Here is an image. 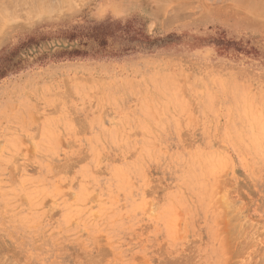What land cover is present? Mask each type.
Masks as SVG:
<instances>
[{"label": "rangeland", "instance_id": "374dc122", "mask_svg": "<svg viewBox=\"0 0 264 264\" xmlns=\"http://www.w3.org/2000/svg\"><path fill=\"white\" fill-rule=\"evenodd\" d=\"M0 264H264V0H0Z\"/></svg>", "mask_w": 264, "mask_h": 264}, {"label": "bare ground", "instance_id": "6f19581e", "mask_svg": "<svg viewBox=\"0 0 264 264\" xmlns=\"http://www.w3.org/2000/svg\"><path fill=\"white\" fill-rule=\"evenodd\" d=\"M17 1H18V0H17ZM7 2H8V1H7ZM39 2H40V1H39ZM8 3H9V2H8ZM8 3H7V4H8ZM16 3H17V2H16ZM22 3H23V2H22ZM17 4H18V3H17ZM175 15H176V14H175ZM171 17H172V16H171ZM5 262H6V261H5ZM5 262H4V263H5Z\"/></svg>", "mask_w": 264, "mask_h": 264}]
</instances>
